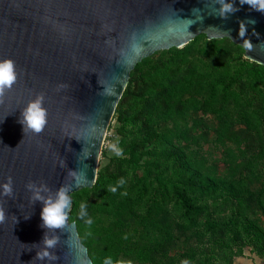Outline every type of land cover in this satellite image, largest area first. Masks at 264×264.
<instances>
[{"label":"water","instance_id":"95a60500","mask_svg":"<svg viewBox=\"0 0 264 264\" xmlns=\"http://www.w3.org/2000/svg\"><path fill=\"white\" fill-rule=\"evenodd\" d=\"M235 6L240 10L225 20L217 0H0V59L14 60L18 73L0 103V185L9 176L13 181V196L0 195L6 214L0 264H93L76 222L69 221L72 199L65 228L51 232L41 227L43 203L30 200L26 185L34 182L42 196L55 200L61 185L76 183L69 169L87 174L86 182L71 187L70 198L94 185L130 71L154 52L182 47L203 33L231 39L245 58L264 65V14L239 0ZM241 21L245 40L238 35ZM41 93L48 123L40 134L24 135L21 110ZM45 232L60 237L50 250L56 261L35 259Z\"/></svg>","mask_w":264,"mask_h":264},{"label":"trees","instance_id":"16d2710c","mask_svg":"<svg viewBox=\"0 0 264 264\" xmlns=\"http://www.w3.org/2000/svg\"><path fill=\"white\" fill-rule=\"evenodd\" d=\"M207 115L217 120L213 139L227 164L224 172L200 152L202 135L194 133ZM112 119L123 155L109 157L92 187L71 193L69 221L76 222L93 264H104L107 257L113 264H122L123 257L140 264H216L214 256L232 255L231 244L243 236H250L262 256L264 228L246 210L252 197L264 215V188L253 196L249 187L258 162L247 156L244 135L264 123L263 64L245 58L244 48L227 37L199 34L136 63ZM236 123L242 127L235 128ZM120 178L126 183L109 191ZM92 194L99 200H88ZM218 196L237 200L226 222L215 219L208 207L207 201ZM139 208L146 213L131 242L124 228ZM171 212H177L176 219ZM103 216L113 222L105 224ZM200 225L211 237L209 246L198 251L192 243H179L182 233L204 236Z\"/></svg>","mask_w":264,"mask_h":264},{"label":"rangeland","instance_id":"374dc122","mask_svg":"<svg viewBox=\"0 0 264 264\" xmlns=\"http://www.w3.org/2000/svg\"><path fill=\"white\" fill-rule=\"evenodd\" d=\"M116 120L112 119L108 130L105 135V139L102 145V151L99 158L98 170L105 165H107L109 161V157L114 154L109 148V145L115 143L119 139V135L116 131ZM217 126V120L212 115L206 116V123L201 127H194V133L202 135L201 138V148L200 152L205 154L207 161L210 163H216L219 166V172H224L227 170V164L224 163L221 159V148L214 142L215 129ZM242 127V124L236 123L235 128ZM245 148L247 152V156L249 159H253L258 162L257 172L251 177L249 181V187L253 192V196L257 195L260 189L264 188V123L261 128L258 130H248L245 135ZM250 202L247 206L246 214L254 218L259 222V224L264 228V215L262 214V208L258 205V202L255 198L250 197ZM91 202L99 200V196L97 194H92L89 199ZM209 210L212 213V216L215 219L221 221H228L234 213L235 204L237 200L234 198H224L222 196H218L213 199H209L208 201ZM144 208H139L137 214L134 219L129 224V227L124 228L126 234L131 236V242H134L138 238L139 231V217L141 214H145ZM177 212H171L170 218L176 219ZM104 223L109 224L113 222L112 217L103 216ZM200 231L205 233L204 236L199 235H190V233H182L181 240L179 243H184L185 246L192 243L197 247V250L203 248V246H209L211 242V237L209 233L203 230V226L200 225L198 227ZM232 255L230 252L220 253L215 257L216 264H240L239 261L241 258H246L253 264H264V252L262 256L253 249V245L250 243V236H243L241 239H237L236 242L232 243ZM186 248V247H185ZM177 248V250L183 252L184 249ZM212 248V247H211ZM242 252V256H234L233 253ZM167 255H172L176 258H181L179 254L173 253L171 251L167 252ZM122 264H140L130 257H123ZM244 264V263H241Z\"/></svg>","mask_w":264,"mask_h":264},{"label":"clouds","instance_id":"9594fccd","mask_svg":"<svg viewBox=\"0 0 264 264\" xmlns=\"http://www.w3.org/2000/svg\"><path fill=\"white\" fill-rule=\"evenodd\" d=\"M217 4L220 5L218 9V17L222 19H227L230 14H234L240 9L235 6V0H217ZM241 6L247 4L251 10L260 12L264 14V0H239ZM250 24H255V20H247ZM247 28L245 21H241L239 24L238 35L241 39L245 40ZM255 35V31L253 32ZM18 73L16 70L15 61L10 58L0 59V103L3 102V98L7 92L11 91L13 86L17 83ZM60 87H63L61 85ZM44 94H37L34 100H30L26 107L21 110L20 118L18 122L23 126L24 135L28 132L34 134H40L46 127L48 123V111L43 107ZM112 152L115 153L117 157L123 155V149L118 146V144L112 143L109 145ZM79 159V158H78ZM63 166V165H62ZM87 167V166H85ZM68 176L76 177V183L73 185H61L56 191V199L53 200L51 196L44 197L41 193V188L37 187L34 182H29L26 188L32 191V196L30 200L33 202L40 201L43 203V208L40 213L42 225L41 227L47 229L51 232H56V230H62L65 228L68 220V210L70 208L71 198L69 196V191L71 187L79 186L81 181L86 182L87 174L86 171L71 170L68 171ZM126 183L124 178H120L116 182V186H109V191L115 193L118 187H122ZM13 181L12 177H7V182L0 185L2 192L0 195L11 198L13 196ZM45 191L50 189L46 185L42 186ZM125 193H122V195ZM84 205H81V218L83 219L86 215L84 212ZM15 217V216H14ZM16 222L17 218L15 217ZM6 222V214L2 205H0V224ZM91 224V220L86 221ZM60 242V237L58 235L49 236L48 232L44 233L43 239L39 245H42L36 253L35 259L44 261H56L58 256L54 251L56 246ZM104 264H113L112 258L107 257ZM119 264V262H117ZM182 264H188L187 261H182Z\"/></svg>","mask_w":264,"mask_h":264},{"label":"crops","instance_id":"0c3cea01","mask_svg":"<svg viewBox=\"0 0 264 264\" xmlns=\"http://www.w3.org/2000/svg\"><path fill=\"white\" fill-rule=\"evenodd\" d=\"M239 263H240V264H241V263L249 264V261H248V259H246V258H241L240 261H239ZM250 264H253V262L251 261Z\"/></svg>","mask_w":264,"mask_h":264}]
</instances>
